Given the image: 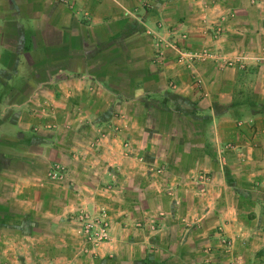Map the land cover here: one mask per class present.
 I'll list each match as a JSON object with an SVG mask.
<instances>
[{"label": "crops", "instance_id": "0c3cea01", "mask_svg": "<svg viewBox=\"0 0 264 264\" xmlns=\"http://www.w3.org/2000/svg\"><path fill=\"white\" fill-rule=\"evenodd\" d=\"M0 264H264V0H0Z\"/></svg>", "mask_w": 264, "mask_h": 264}, {"label": "built area", "instance_id": "2783aa9c", "mask_svg": "<svg viewBox=\"0 0 264 264\" xmlns=\"http://www.w3.org/2000/svg\"><path fill=\"white\" fill-rule=\"evenodd\" d=\"M62 4L74 8L75 0H59ZM51 178L61 180L66 176V170L63 165L54 164L50 170ZM79 221L83 231L89 234L92 239L97 237L101 240L105 236V229L108 222V213L106 210H101L98 213L84 211L79 216Z\"/></svg>", "mask_w": 264, "mask_h": 264}, {"label": "rangeland", "instance_id": "374dc122", "mask_svg": "<svg viewBox=\"0 0 264 264\" xmlns=\"http://www.w3.org/2000/svg\"><path fill=\"white\" fill-rule=\"evenodd\" d=\"M64 167V166H63ZM52 168V167H51ZM51 168H50V170H51ZM50 170H49V173H50ZM49 175V174H48ZM49 178L51 179V180H55V181H57V179H54V178H51V176L49 175ZM83 210L84 211H89V212H92V213H98L99 211H101V210H106V209H104V208H101V209H99V210H97V211H92V210H88V209H81V210H79L77 213H75L74 215H73V220L75 221V223H76V227H77V229H78V231L80 232V235H81V239L84 241V243H86V244H90L91 245V243L92 242H95V241H93L94 240V238L92 239V237L89 235V234H87V233H85L84 231H83V229H82V227H81V224H80V221H79V216L82 214V212H83ZM107 211V210H106Z\"/></svg>", "mask_w": 264, "mask_h": 264}]
</instances>
